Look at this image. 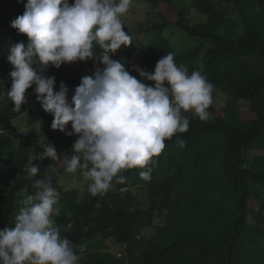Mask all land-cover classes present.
<instances>
[{"label":"trees","instance_id":"obj_1","mask_svg":"<svg viewBox=\"0 0 264 264\" xmlns=\"http://www.w3.org/2000/svg\"><path fill=\"white\" fill-rule=\"evenodd\" d=\"M26 3L0 0L3 90L12 83L9 48L28 40L11 27ZM121 19L140 55L121 48L112 58L140 79L133 66L153 72L158 60L172 53L178 65L190 73L199 70L214 85L210 118L185 113L189 129L165 140L150 165L151 180L140 178L142 169H124L125 183L113 182L93 196L87 187L81 194L68 188L63 178L70 180L71 173L51 158L34 160L40 172L28 175L29 158L43 151L40 135L61 159L71 158L78 137L51 129L53 116L41 113L34 87L20 111L5 97L0 102V230L14 227L24 196L35 192L34 180L47 177L60 193L57 225L80 264H264V0H133ZM172 33L197 46L180 50ZM103 67L93 59L86 69L92 75ZM46 74L56 77V91L61 82L75 89L82 78L68 63L49 67ZM107 242L115 252L103 248Z\"/></svg>","mask_w":264,"mask_h":264},{"label":"clouds","instance_id":"obj_2","mask_svg":"<svg viewBox=\"0 0 264 264\" xmlns=\"http://www.w3.org/2000/svg\"><path fill=\"white\" fill-rule=\"evenodd\" d=\"M132 4L133 0H27L24 13L11 22L28 40L9 48L12 83L10 89H0V102L6 97L20 111L28 89L34 87L41 113L53 116L51 129L78 137L71 158L61 159L40 135L43 151L29 158L25 168L30 177L40 172L34 160L51 158L63 162L66 173L79 170L93 196L108 191L113 182L125 183L120 174L124 169H142L140 178L149 181L153 157L165 149V140L189 129L185 113L210 118L207 109L214 85L199 70L190 73L178 65L172 53L159 59L153 72L133 66L140 79L130 74L125 62L112 58L122 46L132 44L121 19ZM91 59L104 67L83 76L70 99L64 82L55 90L56 77L46 74L49 67ZM179 143L183 146L184 141ZM32 188L35 192L24 196L13 217L14 227L0 230V264H79L72 242L61 235L56 222L60 193L47 177L35 179Z\"/></svg>","mask_w":264,"mask_h":264},{"label":"rangeland","instance_id":"obj_3","mask_svg":"<svg viewBox=\"0 0 264 264\" xmlns=\"http://www.w3.org/2000/svg\"><path fill=\"white\" fill-rule=\"evenodd\" d=\"M174 35V39H175V43L179 45V49L180 50H188V49H194L197 46V43L190 40V39H186L180 35H178L177 33H172ZM131 46H122V50L127 51V52H131L133 55L132 56H136V55H140V53H135L134 49L131 48ZM93 59L88 60L87 62H83V61H78V62H74V63H70L71 66L74 68L75 72L79 74V76H85V75H90L88 73V70L86 69L87 65L89 63H92ZM75 89H71L69 91H73ZM74 93H70L69 95V99L71 98V95ZM216 106L220 107V104H217ZM246 104L245 103H241L239 105L240 109H245L246 108ZM16 125L20 126L19 128H21V130H23V125L21 124V121H18L16 123ZM70 180L64 179L63 178V182L67 183L69 185L68 188L70 189H75L77 191H79V194H81L84 190H86V187L89 182H87L86 180L83 179V175L82 173L77 170L76 173H71L70 174ZM83 181H81L82 179ZM108 248L109 250H113L115 252V247L111 246V243L107 242L103 248ZM86 247H83L82 250H85ZM80 264V262H79Z\"/></svg>","mask_w":264,"mask_h":264},{"label":"bare ground","instance_id":"obj_4","mask_svg":"<svg viewBox=\"0 0 264 264\" xmlns=\"http://www.w3.org/2000/svg\"><path fill=\"white\" fill-rule=\"evenodd\" d=\"M18 39V38H17Z\"/></svg>","mask_w":264,"mask_h":264}]
</instances>
